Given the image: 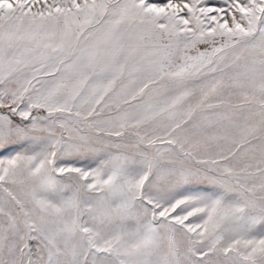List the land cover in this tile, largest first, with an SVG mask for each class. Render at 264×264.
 Wrapping results in <instances>:
<instances>
[{
  "label": "snow or ice",
  "instance_id": "6c2138e0",
  "mask_svg": "<svg viewBox=\"0 0 264 264\" xmlns=\"http://www.w3.org/2000/svg\"><path fill=\"white\" fill-rule=\"evenodd\" d=\"M0 264H264V0H0Z\"/></svg>",
  "mask_w": 264,
  "mask_h": 264
}]
</instances>
